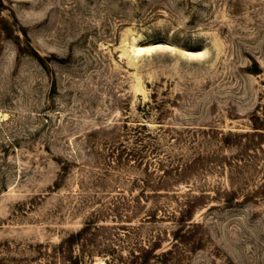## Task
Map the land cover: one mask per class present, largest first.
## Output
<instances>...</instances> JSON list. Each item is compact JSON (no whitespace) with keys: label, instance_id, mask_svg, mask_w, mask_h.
Instances as JSON below:
<instances>
[{"label":"rangeland","instance_id":"rangeland-1","mask_svg":"<svg viewBox=\"0 0 264 264\" xmlns=\"http://www.w3.org/2000/svg\"><path fill=\"white\" fill-rule=\"evenodd\" d=\"M0 1V264H264V0Z\"/></svg>","mask_w":264,"mask_h":264},{"label":"trees","instance_id":"trees-1","mask_svg":"<svg viewBox=\"0 0 264 264\" xmlns=\"http://www.w3.org/2000/svg\"><path fill=\"white\" fill-rule=\"evenodd\" d=\"M1 5H2V3H1V1H0V7H1ZM35 56L37 57V58H40V57H38L37 55H36V53H35ZM115 199V200H114ZM112 201H113V210H112V212L114 213V219H117V218H122V215H121V211L123 210V208H122V203H118V205H117V203L115 202L116 201V197L114 198ZM123 218H125V217H123ZM149 218H153L151 215H149ZM182 221H185L183 218L181 219ZM92 225H93V223L92 222H88L87 224H86V227L84 228V230L83 231H88V229L90 228V227H92ZM152 245H143L142 247H140V249H139V251H138V254L139 255H141V257H140V260L139 261H133V262H131L130 264H149L150 263V261L151 260H155V261H158L159 260V257L158 256H156V255H154V252H155V250L158 248L157 247V243H151ZM110 255H112L111 253H110ZM73 264H78V262H74Z\"/></svg>","mask_w":264,"mask_h":264}]
</instances>
